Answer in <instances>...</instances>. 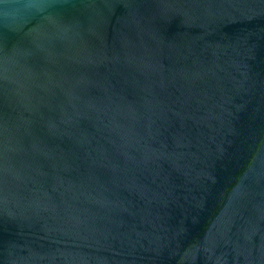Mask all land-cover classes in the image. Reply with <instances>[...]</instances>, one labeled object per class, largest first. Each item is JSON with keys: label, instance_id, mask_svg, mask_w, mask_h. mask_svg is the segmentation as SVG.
Masks as SVG:
<instances>
[{"label": "water", "instance_id": "1", "mask_svg": "<svg viewBox=\"0 0 264 264\" xmlns=\"http://www.w3.org/2000/svg\"><path fill=\"white\" fill-rule=\"evenodd\" d=\"M0 264H264V0H0Z\"/></svg>", "mask_w": 264, "mask_h": 264}]
</instances>
